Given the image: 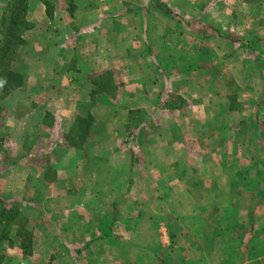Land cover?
<instances>
[{"label":"crops","instance_id":"1","mask_svg":"<svg viewBox=\"0 0 264 264\" xmlns=\"http://www.w3.org/2000/svg\"><path fill=\"white\" fill-rule=\"evenodd\" d=\"M23 18L0 264H264V0H27Z\"/></svg>","mask_w":264,"mask_h":264},{"label":"trees","instance_id":"2","mask_svg":"<svg viewBox=\"0 0 264 264\" xmlns=\"http://www.w3.org/2000/svg\"><path fill=\"white\" fill-rule=\"evenodd\" d=\"M27 0H10L2 17V38L0 40V100L12 90L22 85L23 77L9 69L14 57V48L22 43V32L29 27L23 18ZM6 25V26H5ZM4 28V29H3ZM1 110V109H0ZM81 122L82 119H77ZM4 213V209L2 210ZM8 217H11L8 216Z\"/></svg>","mask_w":264,"mask_h":264},{"label":"rangeland","instance_id":"3","mask_svg":"<svg viewBox=\"0 0 264 264\" xmlns=\"http://www.w3.org/2000/svg\"><path fill=\"white\" fill-rule=\"evenodd\" d=\"M6 26V25H5ZM4 29V28H3Z\"/></svg>","mask_w":264,"mask_h":264}]
</instances>
